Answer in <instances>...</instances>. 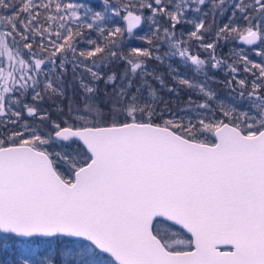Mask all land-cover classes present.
<instances>
[{
    "label": "snow or ice",
    "instance_id": "6c2138e0",
    "mask_svg": "<svg viewBox=\"0 0 264 264\" xmlns=\"http://www.w3.org/2000/svg\"><path fill=\"white\" fill-rule=\"evenodd\" d=\"M100 5L0 0V264H264V49L217 55L264 45V0ZM181 90L178 114L160 93Z\"/></svg>",
    "mask_w": 264,
    "mask_h": 264
},
{
    "label": "trees",
    "instance_id": "16d2710c",
    "mask_svg": "<svg viewBox=\"0 0 264 264\" xmlns=\"http://www.w3.org/2000/svg\"><path fill=\"white\" fill-rule=\"evenodd\" d=\"M77 2H80V0H77ZM112 2L114 3L115 0H112ZM91 4L96 7L98 10L100 8V0H91ZM145 14H150V10L145 9ZM121 15H123V12H121ZM227 18H228V14H225V16L223 17V19L219 20V23L222 25L223 23L227 22ZM118 21V26L120 27H125V22L123 20H121L119 17L115 18ZM147 22L144 23V25ZM148 24V23H147ZM144 27V26H143ZM140 28L138 30H136L132 36H129L127 33H125L124 38H123V43L121 45L122 50L124 51L125 54H127V51L130 47H149L148 44L146 43V41L138 39V37H142L145 35H149V28L148 27H144V28ZM179 28V26H178ZM95 34H93L94 36ZM17 39H19L17 37ZM212 39L211 36L206 37V40H210ZM193 48L192 50L194 52H199L202 58H206L207 57V53L204 52L203 50L199 49L196 45L197 42L193 41ZM81 47H83V45H80ZM241 47L244 48V51L246 52V54L248 55L249 59L260 63L262 62L261 57L256 55V51H259L260 49H264V45L261 44H257V45H252V46H247L244 45L243 42L237 40V41H233L231 38H229L228 42H225L223 40L220 41V43L217 46V55L218 56H224L227 57L229 52L232 50H239ZM35 48V45H34ZM168 51V47L167 44L165 43H161L159 46V52L157 54L163 55V53ZM169 63V61H165L164 65L159 64V62L155 61V60H149L148 61V67L149 69H156L161 73L166 74L167 73V69H166V64ZM171 63H173L174 66H177L180 68L181 72L187 71L188 75L191 76L192 72L190 70H186L182 65L179 64V57H175L172 59ZM124 67L123 64L120 65V68L122 69ZM225 71H217L215 69L212 70V72L210 73V75H214L216 81H218V83H214L213 84V88L216 90L218 97H220L221 99H227L229 97H233L236 95V93L232 92L229 88H227L223 83H219L220 81H223L225 79ZM67 81H71L72 77H71V70H69V74L67 76ZM171 82V81H169ZM155 84V82H153ZM156 87H159V85H155ZM101 87H103V85H101ZM77 91H78V85L76 86ZM161 96H163L165 101H168V107L170 109H172L173 111L177 112L178 114H181L179 112V110L184 109L187 101H188V96L192 95V99L193 100H200L199 96L193 95L191 93H188L186 91L181 90L179 92L178 95H174V94H169L165 91H161ZM67 96H72L73 92L72 89L69 88L67 94ZM79 97L77 96V99ZM28 102L31 103V97L29 96L27 98ZM61 100L59 98H56L54 101H50V100H45L43 101L39 106L44 109L47 110L51 115L52 118L55 119L56 118V105L60 104ZM63 103H67V101H63ZM161 107H163V105H161ZM241 107H244L243 105H241ZM22 121H28L29 123L33 122V118L28 117L26 113L22 114ZM227 122V121H226ZM38 123V121H37ZM208 139L211 140L212 137L209 135ZM49 151H60L61 149L56 146V145H52L51 147H49L48 149ZM186 236V235H185Z\"/></svg>",
    "mask_w": 264,
    "mask_h": 264
},
{
    "label": "rangeland",
    "instance_id": "374dc122",
    "mask_svg": "<svg viewBox=\"0 0 264 264\" xmlns=\"http://www.w3.org/2000/svg\"><path fill=\"white\" fill-rule=\"evenodd\" d=\"M143 26H144V27H148V28H149V25H148L147 23H146L145 25L143 24V25H142L140 28H142ZM144 27H143V28H144ZM140 28H139V29H140ZM137 30H138V29H137ZM135 31H136V30H135ZM180 238H183V239H188V238H190V237H188V236H185V235H182Z\"/></svg>",
    "mask_w": 264,
    "mask_h": 264
},
{
    "label": "water",
    "instance_id": "95a60500",
    "mask_svg": "<svg viewBox=\"0 0 264 264\" xmlns=\"http://www.w3.org/2000/svg\"><path fill=\"white\" fill-rule=\"evenodd\" d=\"M142 25H143V24H142ZM142 25H141V26H142ZM141 26H140V27H141ZM140 27H139V28H140ZM139 28H138V29H139ZM136 30H137V29H136ZM241 42H242V41H241ZM177 227H178V226H177ZM186 235H187L188 237H190V234H186ZM219 247L223 250V249H225L227 246H225V245H220Z\"/></svg>",
    "mask_w": 264,
    "mask_h": 264
}]
</instances>
